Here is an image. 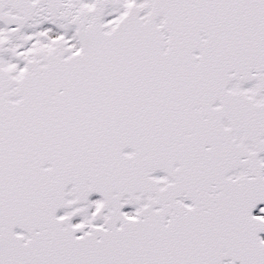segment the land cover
Listing matches in <instances>:
<instances>
[{"label":"snow or ice","instance_id":"6c2138e0","mask_svg":"<svg viewBox=\"0 0 264 264\" xmlns=\"http://www.w3.org/2000/svg\"><path fill=\"white\" fill-rule=\"evenodd\" d=\"M0 264H264V0H0Z\"/></svg>","mask_w":264,"mask_h":264}]
</instances>
